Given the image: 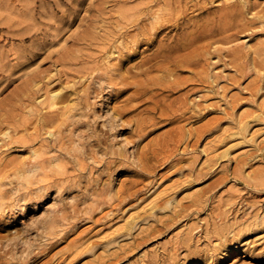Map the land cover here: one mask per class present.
<instances>
[{"label":"rangeland","instance_id":"374dc122","mask_svg":"<svg viewBox=\"0 0 264 264\" xmlns=\"http://www.w3.org/2000/svg\"><path fill=\"white\" fill-rule=\"evenodd\" d=\"M0 264H264V0H0Z\"/></svg>","mask_w":264,"mask_h":264},{"label":"bare ground","instance_id":"6f19581e","mask_svg":"<svg viewBox=\"0 0 264 264\" xmlns=\"http://www.w3.org/2000/svg\"><path fill=\"white\" fill-rule=\"evenodd\" d=\"M142 41H146V39L142 38ZM164 60H166V63H170V61H171L169 58L164 59ZM152 67L154 69H157V67H159V66L156 65V66H152ZM165 70L168 71V69H163V71H165ZM143 73H144L143 75H144L145 78L143 80H140L142 82L135 83V89H137V92H139L141 95H143L144 93L148 92L149 90H152V84H153V82L151 81V77H148L147 76V73H145V72H143ZM133 82L134 81H131V82L129 81V84H132L133 85ZM163 85L165 87H170V86L172 87L171 81H166ZM53 103H54L53 100H50L48 102L49 105H51ZM159 114L161 115V113H159ZM174 116L175 115L172 114V116L169 119H173ZM148 119H152V118H148Z\"/></svg>","mask_w":264,"mask_h":264}]
</instances>
